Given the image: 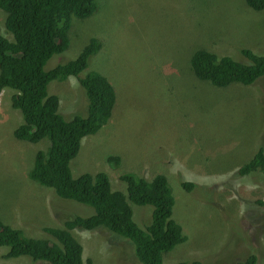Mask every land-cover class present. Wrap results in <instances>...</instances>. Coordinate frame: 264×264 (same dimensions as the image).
I'll return each mask as SVG.
<instances>
[{"label": "rangeland", "instance_id": "374dc122", "mask_svg": "<svg viewBox=\"0 0 264 264\" xmlns=\"http://www.w3.org/2000/svg\"><path fill=\"white\" fill-rule=\"evenodd\" d=\"M5 19L0 8V32L12 39ZM75 21L69 48L54 55L48 67L76 58L92 36L101 37L103 48L91 57L89 69L97 66L109 78L107 72L113 73L120 110L106 128L84 138L71 161L73 175L105 171L112 188L126 192L125 172L147 180L165 174L175 197L173 217L187 239L163 254L164 264H237L247 241H255L257 264H264V204L249 201L264 200V175L235 177L264 145V78L252 85L218 87L199 79L191 67V55L200 48L243 61L248 60L243 48L263 53L264 9L255 10L246 0H99L90 18ZM49 90L60 96L61 112L73 113L67 118L86 112L77 77L55 80ZM14 92L10 87L0 92V218L28 236L53 238L44 225L57 227L94 209L60 198L53 188L28 177L49 139L32 143L15 138L13 130L25 120L12 107ZM110 155L121 161L111 163ZM184 181L196 183L193 191L183 187ZM131 204L134 220L145 228L153 205ZM227 218L239 219L250 239L239 244ZM75 234L84 261L142 264L133 243L105 227ZM7 251L0 246V264H45L28 256L5 259Z\"/></svg>", "mask_w": 264, "mask_h": 264}, {"label": "trees", "instance_id": "16d2710c", "mask_svg": "<svg viewBox=\"0 0 264 264\" xmlns=\"http://www.w3.org/2000/svg\"><path fill=\"white\" fill-rule=\"evenodd\" d=\"M246 3L255 10L264 9V0H246ZM98 6L99 0H0V8L6 13V32L13 36L9 39L0 32V92L5 87L15 90L11 104L20 109L25 120L13 130L14 136L32 143L49 139L47 149L37 152L28 177L53 188L60 198L94 209L90 215L74 214L57 227L44 225L43 230L53 238L28 236L23 229L12 227L0 218V246L8 247L3 254L5 259L28 256L45 264H96L92 258L84 261V247L74 230L105 227L128 238L142 264H164L163 254L187 239L182 225L173 217L175 197L165 174L147 180L125 172L121 179L127 183L126 192L114 190L105 171L73 175L71 161L80 153L84 138L106 128L118 115L119 88L112 81L111 71L107 72L109 78L95 70L97 66L89 69L91 57L103 48L99 36H92L76 58L59 61L53 67H48V62L69 48L75 20L90 18ZM241 52L247 61L196 49L191 55V67L199 79L218 87L232 83L252 85L264 78V52L256 53L250 48ZM72 76L82 85L88 107L85 113L77 112L67 118L73 113L65 115L60 111V96L50 93L49 86L55 80ZM108 160L119 163L121 157L110 155ZM253 172L264 175V145L235 171V177ZM182 185L193 191L196 183L184 181ZM249 201L264 204L261 197ZM131 203L153 205L152 221L145 228L134 220ZM212 206L211 203L209 208ZM228 221L239 244L250 239L239 219ZM246 243V253H240L235 262L257 264L255 241ZM174 264L203 263L194 260Z\"/></svg>", "mask_w": 264, "mask_h": 264}, {"label": "clouds", "instance_id": "9594fccd", "mask_svg": "<svg viewBox=\"0 0 264 264\" xmlns=\"http://www.w3.org/2000/svg\"><path fill=\"white\" fill-rule=\"evenodd\" d=\"M49 92H50V90H49ZM51 93V92H50ZM87 107H88V102H87ZM110 123V122H109ZM61 225V224H60ZM75 230H78V229H75ZM75 230H74V233H75ZM84 231V230H83ZM50 235V234H49ZM76 235V234H75ZM77 236V235H76ZM51 237H53L52 235H51ZM82 243V242H81ZM33 260V259H32Z\"/></svg>", "mask_w": 264, "mask_h": 264}, {"label": "bare ground", "instance_id": "6f19581e", "mask_svg": "<svg viewBox=\"0 0 264 264\" xmlns=\"http://www.w3.org/2000/svg\"><path fill=\"white\" fill-rule=\"evenodd\" d=\"M194 183V182H193Z\"/></svg>", "mask_w": 264, "mask_h": 264}]
</instances>
